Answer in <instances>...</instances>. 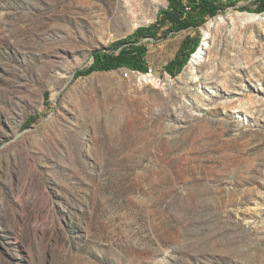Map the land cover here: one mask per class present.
Masks as SVG:
<instances>
[{
    "label": "rangeland",
    "instance_id": "rangeland-1",
    "mask_svg": "<svg viewBox=\"0 0 264 264\" xmlns=\"http://www.w3.org/2000/svg\"><path fill=\"white\" fill-rule=\"evenodd\" d=\"M236 1L142 38L154 84L75 75L167 0H0V264H264V17Z\"/></svg>",
    "mask_w": 264,
    "mask_h": 264
},
{
    "label": "trees",
    "instance_id": "trees-1",
    "mask_svg": "<svg viewBox=\"0 0 264 264\" xmlns=\"http://www.w3.org/2000/svg\"><path fill=\"white\" fill-rule=\"evenodd\" d=\"M169 7L159 11L155 23L139 28L135 33L121 39L107 48L96 50L93 63L76 72L75 78L91 75L95 72H108L120 68H129L138 72H149L147 56L148 46L143 37L157 38L160 31L169 25L171 32L201 27L209 17L217 16L220 11L237 3L236 0H167ZM256 8L248 9L257 14L264 13V0H256ZM201 45L200 39L187 37L183 47L167 66L166 71L173 77L178 76L189 63L192 55ZM50 99V93H47ZM48 105V103H47Z\"/></svg>",
    "mask_w": 264,
    "mask_h": 264
},
{
    "label": "bare ground",
    "instance_id": "bare-ground-1",
    "mask_svg": "<svg viewBox=\"0 0 264 264\" xmlns=\"http://www.w3.org/2000/svg\"><path fill=\"white\" fill-rule=\"evenodd\" d=\"M249 15H250V18H256V19H260V18L264 17V14H262V15H260V14H249ZM206 38H207V36L203 40V46L200 47V49H198V51L194 54V56H193V58L191 60L192 61L191 64H194L197 60L200 59V57L202 55L203 47H206L207 44H208ZM144 74H142V77L147 82H151V83H154V84H157V83L160 82V80L157 77H155L154 75L150 74L149 72L146 73L145 75Z\"/></svg>",
    "mask_w": 264,
    "mask_h": 264
},
{
    "label": "water",
    "instance_id": "water-1",
    "mask_svg": "<svg viewBox=\"0 0 264 264\" xmlns=\"http://www.w3.org/2000/svg\"><path fill=\"white\" fill-rule=\"evenodd\" d=\"M203 46V45H202Z\"/></svg>",
    "mask_w": 264,
    "mask_h": 264
}]
</instances>
